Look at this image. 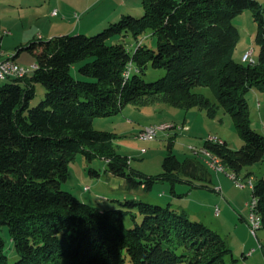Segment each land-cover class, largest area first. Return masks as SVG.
<instances>
[{"label":"trees","instance_id":"trees-1","mask_svg":"<svg viewBox=\"0 0 264 264\" xmlns=\"http://www.w3.org/2000/svg\"><path fill=\"white\" fill-rule=\"evenodd\" d=\"M142 7V17L125 15L94 36L63 35L18 48L33 54L36 63L25 77L0 86V264H10L1 235L5 226L19 257L13 264H239L220 233L170 205L130 200L101 210L61 189L78 155L88 162L104 159L107 171L124 178L129 190H151L157 182H170L173 193L177 183H187L190 191L212 189L210 168L196 155L180 160L174 138L162 173L149 176L131 168L129 157L113 145L115 135L94 129L95 119L116 116L127 105L169 104L213 116L222 108L244 144L232 150L226 141L208 138L204 152L225 173L232 171L236 183L244 168L264 162V135L252 127L247 100L253 89L264 93L262 5L257 0H142ZM247 9L257 23L260 52L255 63L245 65L233 59L240 40L233 21ZM148 32L157 37L156 49L140 43L130 52L121 43L122 37L138 40ZM78 63L85 80L71 74ZM149 66L165 75L145 81ZM38 84L45 97L31 106ZM250 185L258 234L264 231V176ZM128 216L135 221L132 228L125 226Z\"/></svg>","mask_w":264,"mask_h":264},{"label":"rangeland","instance_id":"rangeland-1","mask_svg":"<svg viewBox=\"0 0 264 264\" xmlns=\"http://www.w3.org/2000/svg\"><path fill=\"white\" fill-rule=\"evenodd\" d=\"M105 1L112 6V0H104L101 5L105 6ZM135 1L138 0H128V3L131 5ZM139 1L141 6L139 11H133L130 14L136 18H140L144 14L142 0ZM257 1L264 8V0ZM48 2L49 0H0V20L2 21L0 31L7 33L5 47L10 49L11 55L15 56L19 52L16 45L23 44L21 47L23 48L30 42H39L41 41L39 35L45 39L48 38L49 35L45 30L48 26H59L61 33L71 35L70 30L65 29L68 22H63L62 13L61 17L56 20L49 18L51 10L56 5L50 6ZM53 2L57 1L53 0ZM68 3L70 4L69 1ZM62 4H65L64 0H62ZM78 9L73 12H78ZM65 11L67 12V10ZM233 22L240 33V40L233 53V59L238 63L248 65L250 61H246L245 56L251 53L252 59L256 62L260 48L255 41L257 23L253 12L250 9L244 10ZM52 23L56 25H52ZM104 29L94 31L88 36L97 35ZM121 41L130 52H133L140 43L156 49L158 42L157 37L153 36L151 32L138 40L128 36L122 37ZM15 61L24 68L30 69L31 65L36 63V58L30 52L22 50ZM81 65L82 63L74 65L71 74L75 79L85 80L86 78L78 72ZM164 75V70L149 66L144 79L147 82H153ZM7 82L8 80H0V86ZM202 91L212 102H216L209 89H202ZM44 97L45 89L38 84L31 106L38 105ZM247 100L251 111L252 127L264 135V93L253 89L247 94ZM162 124H169L176 128L159 131L152 139L138 137L142 130ZM188 126L192 129L191 132L181 131V128ZM94 129L113 133L115 135L113 145L120 154L129 157L130 167L149 176L163 172V161L168 154L170 138L175 140L174 152L180 160L194 155L207 159L203 147L209 137L226 141L232 150H238L244 144L233 118L222 108L217 109L213 116L207 110L196 108L185 111L169 104L148 107L127 105L116 116L95 119ZM91 170L97 171L99 175H92ZM249 173L250 176H247ZM210 174L214 179L215 187L212 185V189L192 190V195H188L190 187L187 183H177L175 193H173V185L170 182H157L151 190H145L143 187L129 190L124 178L114 176L107 171V163L104 159L96 158L92 162H88L78 155L70 164L68 179L62 182L61 189L74 194L80 201L101 210L120 208V202L124 203L130 200L164 207L170 205L172 209L180 212L185 211L192 220L204 222L220 233L232 248L234 257L239 260V264H264V231L258 232V240L251 233L248 221H245L248 220L250 213L247 205L253 201L250 182L255 183L264 176V162L244 168L238 178L240 186L236 184V181L230 179L229 175L232 174L230 170L220 174L210 170ZM219 177L224 178L220 184L217 181ZM138 179L140 178L138 177ZM218 186L222 190L217 191ZM217 208L220 210L218 215ZM196 209H203L202 214H198ZM204 210L208 212L206 215L203 214ZM136 222L138 224L142 222V217L139 214H137ZM124 223L127 228L135 226V221L131 216L126 217ZM1 235L5 241V251L9 263L13 264L19 257L7 226L3 227Z\"/></svg>","mask_w":264,"mask_h":264},{"label":"crops","instance_id":"crops-1","mask_svg":"<svg viewBox=\"0 0 264 264\" xmlns=\"http://www.w3.org/2000/svg\"><path fill=\"white\" fill-rule=\"evenodd\" d=\"M57 2H53V0H49V5L53 6L51 10V14L49 16L50 19L56 20L61 17L62 13V20L63 22H68V26H66V30H70L71 35L74 34H85L88 35L94 31L101 30L103 28L108 27L113 22H116L117 20L121 19L125 15L132 14L133 11H139L140 9V1H135L131 5H129L128 0H112V6L108 2L105 1V6L101 5L104 0H64L65 4H62V0H56ZM70 2V4L68 3ZM77 6V7H75ZM79 8V9H78ZM78 12L73 10H77ZM62 10V11H61ZM67 10V12L65 11ZM72 10V11H71ZM57 12V15H54V12ZM81 12V13H80ZM0 24H2V21L0 20ZM52 25H56L55 23H52ZM0 26V30H1ZM59 26H48L45 28L47 34L49 35L48 38H44L42 35H39L40 40H48L54 37L63 36L66 33H61V29L58 28ZM7 33L4 31V33H1L0 31V55L3 58H12L14 55H11L9 52V48H6V39L5 35ZM53 34V35H52ZM15 46V45H14ZM18 48H21L23 44L16 45ZM16 47V48H17ZM15 60V58L13 59ZM32 66H35V63ZM189 127V126H188ZM192 129L189 128L187 132H191ZM184 132V131H183ZM224 141V140H223ZM203 162V161H202ZM205 163V162H203ZM215 173V172H214ZM220 174V173H217ZM212 183L214 184V179L211 176ZM224 180V178H218V183L220 184L221 181ZM223 186V185H221ZM201 190V189H194V191ZM222 190V188L218 186V190ZM192 191H188V195H192ZM185 212V211H184ZM196 212L198 214H202L203 209H196ZM208 213L204 210V213L206 215ZM247 222V219L245 220Z\"/></svg>","mask_w":264,"mask_h":264},{"label":"built area","instance_id":"built-area-1","mask_svg":"<svg viewBox=\"0 0 264 264\" xmlns=\"http://www.w3.org/2000/svg\"><path fill=\"white\" fill-rule=\"evenodd\" d=\"M54 15H57V12L55 11L53 13ZM246 61H250V63H255L254 59H250V53L247 54L245 56ZM35 66L30 67V69H26L23 66H21L20 64H18L15 60H13L12 58H3L0 55V79H13V78H23L25 77L29 71H31L32 69H34ZM129 73V72H127ZM176 126H171L169 124H162L160 126H151L146 128L145 130H142L138 137L140 136H149L151 137V134H158L159 131H167L170 129H175ZM189 127H183L181 128V131H188ZM212 138L213 141L217 144L220 143L222 144V140H220L219 138H215V137H209ZM195 153V152H194ZM203 162H205V164L210 168V170L214 171L215 173H225V171H220L218 168V165L211 163L209 161H207V159L203 158V157H199ZM230 177V176H229ZM231 179V177H230ZM233 180V179H232ZM234 181V180H233ZM238 186H240L239 183H236ZM250 213L248 216V224H249V228L251 233L257 237V226H259L258 222H253V204H248L247 205ZM217 215L220 213L219 208H217L216 210Z\"/></svg>","mask_w":264,"mask_h":264},{"label":"bare ground","instance_id":"bare-ground-1","mask_svg":"<svg viewBox=\"0 0 264 264\" xmlns=\"http://www.w3.org/2000/svg\"><path fill=\"white\" fill-rule=\"evenodd\" d=\"M250 59H252V54L251 53H250ZM0 80H8V79H0ZM155 136H156V134H151V137H149V136H141V138H143V139H152ZM210 140L213 141L212 138H210ZM204 154L207 155L208 158L211 157L209 154H206L205 152H204ZM208 161L211 162V163H214V164L218 165V168H219L220 171H224L223 167L221 166V164L219 163V161L217 159H215V158H209ZM231 178L234 179V176H231ZM249 204H253V222H258L259 223V226H257V229H258L260 227V218L254 212V208L256 206V200H253Z\"/></svg>","mask_w":264,"mask_h":264}]
</instances>
